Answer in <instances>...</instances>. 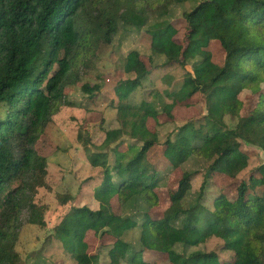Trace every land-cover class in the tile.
Masks as SVG:
<instances>
[{"label": "trees", "instance_id": "16d2710c", "mask_svg": "<svg viewBox=\"0 0 264 264\" xmlns=\"http://www.w3.org/2000/svg\"><path fill=\"white\" fill-rule=\"evenodd\" d=\"M189 1L0 0V264H14L24 226L45 225L46 207L36 195L51 189L47 158L59 149L45 128L62 107L92 113L108 100L99 82L82 77L121 26L143 30L149 43L123 57L130 76L115 79V100L109 101L118 126L105 130L95 150L82 125L76 134L88 165L102 169L93 191L98 207L72 205L49 236L73 264H98L105 250L109 264H221L219 251L231 252L232 264H264V162L236 184L233 197L219 187L211 208L204 202L216 177L236 178L248 167L243 144L264 151V0H197L185 10ZM179 15L187 23L181 40L171 22ZM214 43L222 51L220 63L213 60ZM173 63L184 75L175 87L152 93L166 98L161 108L153 99L131 101L153 69ZM69 85L79 86L83 104L69 97ZM244 92L255 100L246 114ZM197 95L205 112L161 140L159 128L175 123L174 108L197 104ZM158 147L162 169L149 157ZM175 173L169 205L151 216ZM198 175L203 179L193 190ZM57 198L63 205L73 196ZM131 208L141 212L123 214ZM88 231L98 238L93 252ZM210 239L220 241L218 250L205 248ZM31 258L26 264H55L40 250Z\"/></svg>", "mask_w": 264, "mask_h": 264}, {"label": "rangeland", "instance_id": "374dc122", "mask_svg": "<svg viewBox=\"0 0 264 264\" xmlns=\"http://www.w3.org/2000/svg\"><path fill=\"white\" fill-rule=\"evenodd\" d=\"M197 0H191L185 3V10H190ZM171 22L178 29L177 39L181 40L185 34L187 23L183 16L171 17ZM146 32L136 28H125L121 26L112 40L111 44L101 46L97 56L94 58L88 74L82 77L83 81L99 82L102 92L108 97L106 102H99L95 111L92 113L85 112L83 108L65 106L53 116V120L45 128V133L50 140L56 144L59 149L47 158V181L51 189L40 188L36 195V202L45 205L44 212L45 225L39 226L35 224L26 225L22 228L15 250L17 259L14 264H26V259L30 256L35 258L38 251H41L43 258H47L49 262L55 264H73L68 255L65 254L58 241L49 236L53 227L62 219V216L72 206L87 205L90 208H97L98 202L93 197L94 188L97 187L101 179L102 169L91 168L88 165V160L82 146L76 140V134L79 127L89 131V136L92 143V149L95 150L101 144L104 138L105 130L118 126L116 121V109L109 101L115 100L113 86L115 79L119 77H127L129 74L123 72V57L126 52L132 48H146L149 39ZM211 47L213 60L220 63L222 51L217 43ZM187 69H190L187 66ZM184 68L179 64H171L166 68L153 69L151 71V79L144 81L143 85L135 90L131 96V101L135 104L141 100L154 101L157 108H161L166 102V98L160 94L155 98L152 93L155 91L162 92L168 87H175L182 79ZM174 79H177L176 81ZM174 80V81H173ZM69 97L78 105L83 104L84 96L77 85H69ZM245 102L244 114L254 104L255 100L250 99L247 92L242 95ZM154 97V98H153ZM199 102L193 106L177 105L174 108V122L165 123L159 128L160 139L164 137L174 128L182 125L189 118L197 117L205 112L204 104L199 95L196 96ZM167 118L164 116L163 120ZM229 125H234L236 121L230 118L226 119ZM154 122L148 121V127L153 130ZM160 147L151 150L150 159L156 160L159 167H164V158L158 152ZM243 150L249 155V165L236 178L216 177L215 182H211L206 189L204 197L205 205L211 208V199L218 193L219 187L228 190L230 197H233L236 184L244 177L251 174L254 168L264 162V151L249 145H242ZM112 157L111 154H109ZM111 159V158H110ZM177 173L170 175L167 186L162 187L161 203L162 205L154 208L150 215L153 216L162 212L169 205L167 189L175 184ZM202 175H198L192 180V189L197 190L202 182ZM59 194L72 195L73 199L66 204H61L57 196ZM116 201L110 204L111 210H115ZM141 212L140 209L131 208L124 211V215L132 216ZM144 229V228H143ZM140 230V227L137 228ZM128 239L132 244H136V238L128 235ZM103 240L108 243L110 238L103 237ZM88 243V251L93 252L96 249L98 238L93 231H88L85 237ZM220 241L218 239H210L206 242L207 250H218ZM221 264H232V253L229 251H219ZM158 260L161 259L160 254H156ZM31 258L30 261L33 259ZM98 264H109L107 252L102 251L99 257ZM119 264V263H117ZM123 264V263H120ZM158 264V263H157Z\"/></svg>", "mask_w": 264, "mask_h": 264}, {"label": "crops", "instance_id": "0c3cea01", "mask_svg": "<svg viewBox=\"0 0 264 264\" xmlns=\"http://www.w3.org/2000/svg\"><path fill=\"white\" fill-rule=\"evenodd\" d=\"M174 80L176 81L177 79H174ZM174 80H173V81H174ZM99 183H100V180H99ZM99 183H98V184H99Z\"/></svg>", "mask_w": 264, "mask_h": 264}]
</instances>
